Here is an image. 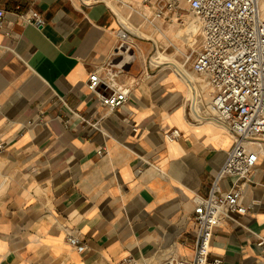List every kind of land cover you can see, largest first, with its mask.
<instances>
[{
    "label": "crops",
    "instance_id": "0c3cea01",
    "mask_svg": "<svg viewBox=\"0 0 264 264\" xmlns=\"http://www.w3.org/2000/svg\"><path fill=\"white\" fill-rule=\"evenodd\" d=\"M163 4L0 0V264L193 257L194 197L208 195L234 136L210 116L203 78L190 74L202 36L179 20L189 17L188 3L159 16ZM18 6L37 10L42 26L24 23ZM122 22L142 34L132 36L133 56L116 52ZM155 49V62L174 67L148 64ZM108 60L124 68L120 81L132 89L114 110L87 88ZM175 127L181 136L169 139ZM238 182L227 176L220 186ZM243 201L245 214L215 227L209 264H264V151ZM70 233L85 242L83 252Z\"/></svg>",
    "mask_w": 264,
    "mask_h": 264
},
{
    "label": "built area",
    "instance_id": "2783aa9c",
    "mask_svg": "<svg viewBox=\"0 0 264 264\" xmlns=\"http://www.w3.org/2000/svg\"><path fill=\"white\" fill-rule=\"evenodd\" d=\"M182 0H164L158 9L163 16L176 10ZM190 18L179 20L189 29L195 25L202 36V45L193 62V70L203 79L202 91L211 94L210 116L234 136L232 147L216 175L207 196L194 197V219L197 225L196 248L193 257L173 254L158 264H209L214 229L232 212L245 214L249 206L243 201L250 174L259 164L264 151V10L260 0H185ZM17 14L26 24L42 26L41 14L34 9L17 7ZM7 24V10L0 6V31ZM12 30H7L11 34ZM131 30L125 22L118 29L116 52L128 53ZM118 65V64H117ZM108 60L93 70L87 88L97 103L114 110L129 99L131 86L120 81L124 68ZM169 139L181 136L179 128L167 134ZM5 142L0 137V152ZM106 150L103 147L100 153ZM236 177L240 182L223 190L224 177ZM69 243L79 252L86 244L76 234L68 235ZM213 264H224L217 257ZM122 264H145L140 258L128 256Z\"/></svg>",
    "mask_w": 264,
    "mask_h": 264
},
{
    "label": "rangeland",
    "instance_id": "374dc122",
    "mask_svg": "<svg viewBox=\"0 0 264 264\" xmlns=\"http://www.w3.org/2000/svg\"><path fill=\"white\" fill-rule=\"evenodd\" d=\"M189 18H190V15H189V17H187V21L189 20ZM128 23V22H127ZM126 23V24H127ZM130 23H129V28H130ZM130 30H131V37L128 39V41H127V43L130 45V51H129V53L133 56L134 55V49H135V43H136V41H134L133 40V38H132V36L133 37H137V33H139L140 35H142L141 34V32L139 31V30H137V29H135V28H130ZM161 52H162V55H165V56H171L169 53H167L166 51H164V50H162L161 49ZM156 55H159V52L157 51V49H155L151 54H150V56L147 58V63L148 64H151L153 67H156V66H158V65H160V66H165V65H170V66H173L174 67V65L172 64V63H169V62H164L163 60H160L159 62H155L153 59H154V57L156 56ZM190 74H192V75H194V77L197 79L198 78V76H199V74H197L196 72H191L190 71Z\"/></svg>",
    "mask_w": 264,
    "mask_h": 264
},
{
    "label": "bare ground",
    "instance_id": "6f19581e",
    "mask_svg": "<svg viewBox=\"0 0 264 264\" xmlns=\"http://www.w3.org/2000/svg\"><path fill=\"white\" fill-rule=\"evenodd\" d=\"M208 95H209V98H208V100H205L204 103L206 104L207 107H211V103H210V101H211V98H210L211 94L208 92Z\"/></svg>",
    "mask_w": 264,
    "mask_h": 264
}]
</instances>
